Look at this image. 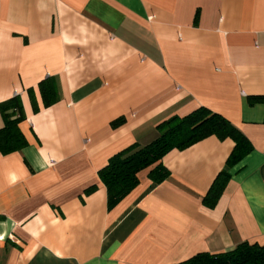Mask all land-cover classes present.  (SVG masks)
I'll list each match as a JSON object with an SVG mask.
<instances>
[{"label":"crops","instance_id":"obj_1","mask_svg":"<svg viewBox=\"0 0 264 264\" xmlns=\"http://www.w3.org/2000/svg\"><path fill=\"white\" fill-rule=\"evenodd\" d=\"M14 95L27 145L0 154V264H176L264 245V0H0V103ZM199 107L251 151L228 165L234 142L215 136L171 150L165 181L143 170L108 210V160Z\"/></svg>","mask_w":264,"mask_h":264},{"label":"trees","instance_id":"obj_2","mask_svg":"<svg viewBox=\"0 0 264 264\" xmlns=\"http://www.w3.org/2000/svg\"><path fill=\"white\" fill-rule=\"evenodd\" d=\"M45 108L58 100L53 80L45 79L38 85ZM34 111L36 109L34 108ZM3 126L0 128V154L21 151L27 141L19 129L24 120L23 108L18 95L0 103ZM124 118L111 123L113 128L123 125ZM219 140L232 139L234 147L227 164L232 165L244 158L252 149L247 138L227 119L205 107H199L183 117H172L158 126V136L150 143L132 145L115 154L99 171L106 188L108 210L124 199L138 184L139 173L148 170V179L154 183L165 181L170 172L162 164L163 157L171 150H183L208 137ZM228 176L220 173L212 184L204 203L214 207ZM176 264H264V245L243 242L232 250L221 253H198Z\"/></svg>","mask_w":264,"mask_h":264}]
</instances>
